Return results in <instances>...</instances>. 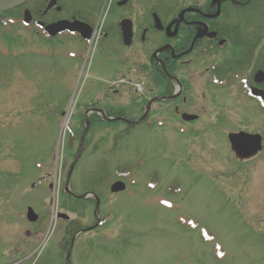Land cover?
I'll use <instances>...</instances> for the list:
<instances>
[{
    "label": "rangeland",
    "instance_id": "obj_1",
    "mask_svg": "<svg viewBox=\"0 0 264 264\" xmlns=\"http://www.w3.org/2000/svg\"><path fill=\"white\" fill-rule=\"evenodd\" d=\"M18 26L0 29V264L30 248L39 249L28 264H63L69 225L52 220L51 182L57 188L64 170L66 177L78 147L72 135L84 130L81 110L102 98L97 87L105 84L98 78L113 73L105 60L101 67L97 45L88 50L72 36L45 40ZM196 80L199 87L179 109L201 115L197 122L171 116L165 127L143 124L128 133L121 121L92 128L72 185L78 195L100 197L97 216L89 201L58 199L61 208L74 210L68 215L80 227L97 218L103 224L78 236L72 264H264V150L237 162L224 131L258 132L264 119L252 109L246 118L218 121L219 104L208 102L219 91L201 87V76ZM120 99L116 114L141 115L133 101ZM116 180L125 183L124 192H111ZM28 206L40 215L32 227Z\"/></svg>",
    "mask_w": 264,
    "mask_h": 264
},
{
    "label": "flooded vegetation",
    "instance_id": "obj_2",
    "mask_svg": "<svg viewBox=\"0 0 264 264\" xmlns=\"http://www.w3.org/2000/svg\"><path fill=\"white\" fill-rule=\"evenodd\" d=\"M13 11L21 22L28 15V29L45 40L72 36L90 50L89 42L97 39L100 65L105 60L113 75L98 78L105 84L97 87L102 98L90 101L87 111L119 116V95L125 101L129 96L133 108L149 107L152 127L167 125L173 115L199 120L201 115L179 109L186 93L199 87L197 75L204 79L201 87L219 91L218 100L204 99L206 105L219 104V119L246 118L252 109L264 119V0H25ZM61 22L81 23L86 31L53 38L45 33ZM137 82L144 85L141 93ZM223 95H231L226 103ZM94 114L91 123H102ZM251 133L262 137L264 148V129Z\"/></svg>",
    "mask_w": 264,
    "mask_h": 264
},
{
    "label": "water",
    "instance_id": "obj_3",
    "mask_svg": "<svg viewBox=\"0 0 264 264\" xmlns=\"http://www.w3.org/2000/svg\"><path fill=\"white\" fill-rule=\"evenodd\" d=\"M21 0H8L4 3H0V9H6L12 5L18 3ZM66 27L58 29L57 32L65 30ZM232 149L236 153L238 158L247 159L256 154L259 149H261V140L258 137H249V136H231L230 137ZM125 187L123 184H117L113 187V192L122 191ZM30 221H35L37 218L33 217V214H29Z\"/></svg>",
    "mask_w": 264,
    "mask_h": 264
}]
</instances>
